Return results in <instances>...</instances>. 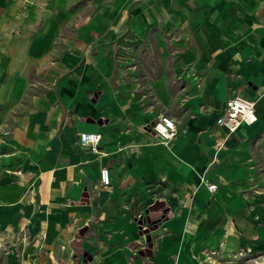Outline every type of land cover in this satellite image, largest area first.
<instances>
[{"label": "crops", "instance_id": "obj_1", "mask_svg": "<svg viewBox=\"0 0 264 264\" xmlns=\"http://www.w3.org/2000/svg\"><path fill=\"white\" fill-rule=\"evenodd\" d=\"M151 43L176 87H119L116 67ZM235 95L257 121L228 134L216 121ZM159 116L177 127L168 146L150 129ZM83 132L101 135V155L73 149ZM260 160L264 0H0V241L13 264L143 252L135 264H264Z\"/></svg>", "mask_w": 264, "mask_h": 264}, {"label": "rangeland", "instance_id": "obj_2", "mask_svg": "<svg viewBox=\"0 0 264 264\" xmlns=\"http://www.w3.org/2000/svg\"><path fill=\"white\" fill-rule=\"evenodd\" d=\"M156 42L161 44L164 42V38L157 37L152 43ZM152 43L151 46L146 47V49H143L142 52L137 53L134 57H132V54L128 53L126 57L129 58V61H126L125 65L120 67L121 71H117L118 68L116 67L114 81L119 87L122 86L127 91H141L145 93V95H150L151 91L156 90L155 88L158 86L176 87L177 83L172 82V77H170V66H166L165 64V56L162 57V54H160L155 45ZM161 57L164 58L163 61ZM165 75H167V77H164ZM258 163L260 168L264 171V160H260ZM144 216H148V213L144 214ZM13 245L14 244L11 242L8 243L7 241H0V264H13L14 262L19 263L20 258L8 255L10 246ZM149 249L150 248H147V250ZM145 253L146 252H143L142 255L139 253H135L131 256L129 255L125 258V263L135 264L136 259H140L141 257L145 259ZM91 260L92 256L88 253L85 255L78 254L77 257L72 259L55 257V261L58 262V264H88V261ZM31 261L32 264H55L53 260L49 258L36 260L32 259ZM25 264H27V262Z\"/></svg>", "mask_w": 264, "mask_h": 264}, {"label": "built area", "instance_id": "obj_3", "mask_svg": "<svg viewBox=\"0 0 264 264\" xmlns=\"http://www.w3.org/2000/svg\"><path fill=\"white\" fill-rule=\"evenodd\" d=\"M256 121L255 102L251 99L235 95L225 102V106L216 124L218 127L224 128L228 134H232L241 126L252 125ZM150 129L165 146H168L177 135V127L174 121L165 116H159L150 125ZM100 141V134L83 132L77 135L72 145L73 149L80 154L91 152L101 155L102 152L99 148ZM86 162L87 160L84 163ZM99 184L102 187H108L111 184L110 170L107 166H102L99 170ZM207 189L212 193L217 189V186L214 183H207Z\"/></svg>", "mask_w": 264, "mask_h": 264}]
</instances>
